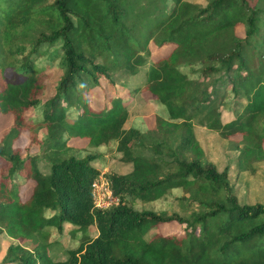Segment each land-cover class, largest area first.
<instances>
[{"label": "trees", "instance_id": "obj_1", "mask_svg": "<svg viewBox=\"0 0 264 264\" xmlns=\"http://www.w3.org/2000/svg\"><path fill=\"white\" fill-rule=\"evenodd\" d=\"M138 93L151 127L124 126ZM0 114V264H264V202L238 201L193 124L229 141L235 177L264 160V0H0ZM112 147L129 170L104 173L116 201L96 206V149ZM169 194L178 210L136 207ZM64 224L80 236L55 259Z\"/></svg>", "mask_w": 264, "mask_h": 264}, {"label": "rangeland", "instance_id": "obj_2", "mask_svg": "<svg viewBox=\"0 0 264 264\" xmlns=\"http://www.w3.org/2000/svg\"><path fill=\"white\" fill-rule=\"evenodd\" d=\"M195 1L200 4L204 3V0H190ZM165 50H163L164 52ZM162 52V53H163ZM160 53V52H159ZM158 52H155L151 47L149 56H158ZM39 64L43 63V60L40 59L38 61ZM143 71V68H139V73ZM56 71L51 68L45 69V78L47 82V89L45 92V96L50 93L49 89V78L55 77ZM7 75L10 74L9 71L5 72ZM139 75V74H138ZM137 75V76H138ZM138 78V77H137ZM135 76H127L122 77L121 82L125 84H130L131 82L135 83L138 79ZM120 82V79L117 81ZM105 92L111 93L113 92L109 86H92L88 89L89 96V104L91 105H99L101 104V100ZM44 96V97H45ZM155 103L151 101L144 100L140 94H135L132 97V100L128 106V119L126 120L124 126H128L131 122L138 121L135 117H141L144 123L151 127L154 120V112ZM164 110H161L163 113ZM10 122V115L0 114V132L4 129L8 123ZM195 128L196 138L198 139L201 147L203 148L205 157L207 160L214 161L215 165L218 169L226 168L227 171L230 172L229 182L231 183V187L235 192L238 201L241 202H253L260 201L264 202V160L257 161L254 163L257 169L251 174H242L240 176L235 177V155L236 150L230 149L228 147L229 141L220 137L215 131L208 129L204 126H200L194 120L193 122ZM143 126V124H142ZM144 127V126H143ZM234 139L238 138V135L232 136ZM28 136L26 131H22L18 138L15 140V146H23L27 143ZM174 141V140H173ZM69 145L82 146L85 144V139L83 138H72L68 141ZM264 145V142H263ZM102 153L103 159H96L94 161V165L99 169V173L97 177L92 181L91 193H92V201L96 205H106L107 203H112L113 200L116 201V197L111 193H108V181L104 176V173L108 171H117V172H126L129 170V166L122 164L118 160V153L115 152L114 148H110L106 150L105 148H98L96 152ZM42 169H45V165ZM32 183L25 181L19 184V194L21 197L28 194ZM136 207H145V208H153V209H167L171 211L172 209L178 210V205L176 201L173 199L172 195L169 194L165 198L158 199L154 202H136ZM180 209V207H179ZM69 229L68 224H64L61 232L60 242L63 243L62 246H54L53 248H49V255L52 258L60 259L65 256L64 249L69 247L70 245H74L75 242L79 239L80 233L75 234V239L72 240L68 238L67 231ZM180 227L175 222L169 223H161L158 226L152 227L150 229L151 232L159 231L162 234L174 233L179 230ZM88 234L94 235L95 229L90 227L88 229ZM11 241V239L3 234H0V260L3 256L4 250L7 244ZM27 245V244H25Z\"/></svg>", "mask_w": 264, "mask_h": 264}, {"label": "built area", "instance_id": "obj_3", "mask_svg": "<svg viewBox=\"0 0 264 264\" xmlns=\"http://www.w3.org/2000/svg\"><path fill=\"white\" fill-rule=\"evenodd\" d=\"M91 187H92V183H91ZM108 191H109L108 193H111L109 188H108ZM113 202H115V200H113ZM113 202H112V203H113ZM109 204H111V203L109 202V203H107L106 205H109ZM106 205H97V204H96V206H106Z\"/></svg>", "mask_w": 264, "mask_h": 264}]
</instances>
